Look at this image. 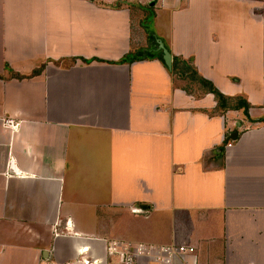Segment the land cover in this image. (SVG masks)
I'll return each mask as SVG.
<instances>
[{
	"label": "crops",
	"instance_id": "0c3cea01",
	"mask_svg": "<svg viewBox=\"0 0 264 264\" xmlns=\"http://www.w3.org/2000/svg\"><path fill=\"white\" fill-rule=\"evenodd\" d=\"M262 119L264 0H0V264H264Z\"/></svg>",
	"mask_w": 264,
	"mask_h": 264
},
{
	"label": "built area",
	"instance_id": "2783aa9c",
	"mask_svg": "<svg viewBox=\"0 0 264 264\" xmlns=\"http://www.w3.org/2000/svg\"><path fill=\"white\" fill-rule=\"evenodd\" d=\"M3 124L12 130L18 125L13 118H5ZM133 210L139 212L138 208ZM109 250L119 255L120 260L126 263L135 260L142 261L141 264H194L191 259L195 251L193 246L173 243L156 246L114 240L110 243Z\"/></svg>",
	"mask_w": 264,
	"mask_h": 264
},
{
	"label": "trees",
	"instance_id": "16d2710c",
	"mask_svg": "<svg viewBox=\"0 0 264 264\" xmlns=\"http://www.w3.org/2000/svg\"><path fill=\"white\" fill-rule=\"evenodd\" d=\"M145 27L147 29H149V26L145 25ZM148 31V30H147ZM150 31V30H149ZM152 31H150L149 33V38L150 40H153V35H152ZM158 55L159 58L162 60L161 57V52L160 51H155V49H152L151 46L149 47V51H147V53L145 54V57H151L154 55ZM143 58V56H136L134 55V52H128L126 53L118 62H132L136 59H140ZM178 60L176 58H174L173 60V71L175 73H178L179 76H181L182 78H188L191 81H194L195 83H199L205 90H207L208 92H211L215 95L216 99H217V107L218 110H225V109H237L240 107H244V110L246 112L247 110V103L245 104H241L239 103H235V104H231V102H229V100H227V97L224 96L223 94H221L210 82H208L207 80L203 79L195 70V68L193 66H190L188 63H184L183 66H181L180 69H178V65H177ZM185 65V66H184ZM41 66L39 69L34 70L31 75H35L37 73H39L42 70ZM10 71V75L9 77H13V78H17V79H22L28 76H24V75H20L12 70ZM264 121V119H262Z\"/></svg>",
	"mask_w": 264,
	"mask_h": 264
},
{
	"label": "water",
	"instance_id": "95a60500",
	"mask_svg": "<svg viewBox=\"0 0 264 264\" xmlns=\"http://www.w3.org/2000/svg\"><path fill=\"white\" fill-rule=\"evenodd\" d=\"M151 5L154 4V2L150 3ZM154 49L156 51L161 52V57L162 60L164 61V64L169 70H172V56L171 52L167 49V47L164 45L163 41L159 38H155V43H154Z\"/></svg>",
	"mask_w": 264,
	"mask_h": 264
},
{
	"label": "rangeland",
	"instance_id": "374dc122",
	"mask_svg": "<svg viewBox=\"0 0 264 264\" xmlns=\"http://www.w3.org/2000/svg\"><path fill=\"white\" fill-rule=\"evenodd\" d=\"M145 25L149 26V29H147V30H148V31H147V34H148V36H149L150 31H152V29H150V28H152V27H150L149 22H147V24H145ZM149 30H150V31H149Z\"/></svg>",
	"mask_w": 264,
	"mask_h": 264
}]
</instances>
